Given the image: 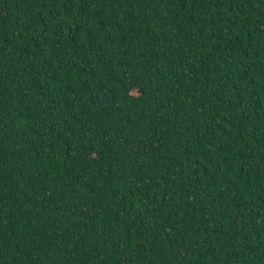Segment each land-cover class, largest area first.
Instances as JSON below:
<instances>
[{"label":"trees","instance_id":"16d2710c","mask_svg":"<svg viewBox=\"0 0 264 264\" xmlns=\"http://www.w3.org/2000/svg\"><path fill=\"white\" fill-rule=\"evenodd\" d=\"M0 264H264V0H0Z\"/></svg>","mask_w":264,"mask_h":264}]
</instances>
